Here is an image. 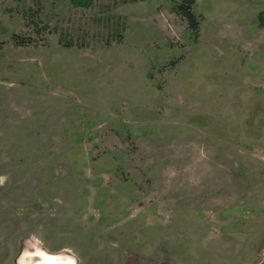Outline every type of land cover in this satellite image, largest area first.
<instances>
[{
  "label": "rangeland",
  "instance_id": "rangeland-1",
  "mask_svg": "<svg viewBox=\"0 0 264 264\" xmlns=\"http://www.w3.org/2000/svg\"><path fill=\"white\" fill-rule=\"evenodd\" d=\"M174 6L0 0V264H264V0Z\"/></svg>",
  "mask_w": 264,
  "mask_h": 264
},
{
  "label": "trees",
  "instance_id": "trees-1",
  "mask_svg": "<svg viewBox=\"0 0 264 264\" xmlns=\"http://www.w3.org/2000/svg\"><path fill=\"white\" fill-rule=\"evenodd\" d=\"M174 2V10L177 14L183 17L188 27L193 32L194 36H197L199 31V19L194 14L192 6L197 0H171ZM16 44H23V40L14 37Z\"/></svg>",
  "mask_w": 264,
  "mask_h": 264
},
{
  "label": "bare ground",
  "instance_id": "bare-ground-1",
  "mask_svg": "<svg viewBox=\"0 0 264 264\" xmlns=\"http://www.w3.org/2000/svg\"><path fill=\"white\" fill-rule=\"evenodd\" d=\"M28 255L23 257V261H28L30 264H74L75 261L71 257L61 254H50L41 249H35V251Z\"/></svg>",
  "mask_w": 264,
  "mask_h": 264
}]
</instances>
